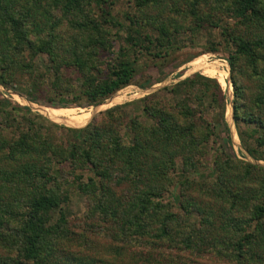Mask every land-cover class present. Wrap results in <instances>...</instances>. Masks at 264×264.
<instances>
[{
	"label": "trees",
	"instance_id": "obj_1",
	"mask_svg": "<svg viewBox=\"0 0 264 264\" xmlns=\"http://www.w3.org/2000/svg\"><path fill=\"white\" fill-rule=\"evenodd\" d=\"M20 1L18 8L8 0L0 6V52L27 48L48 53V60L58 59L50 30L43 44H34L24 32L25 21L34 18L43 21L42 29L51 27L50 8L60 10L86 38L87 53L78 51L74 41L67 45L80 72L69 99L54 91L59 65L42 71L57 94L56 100L46 101L52 107L102 103L132 82L140 55H167L186 19L190 31L204 24L218 28L225 45L231 46L225 61L236 136L251 158L264 160L257 150L264 147V0H124L129 10L120 18L111 12L112 0ZM223 14L232 26L222 22ZM111 29L124 46L112 59L94 64L98 52H112ZM214 45L207 51L214 52ZM5 57L0 55L1 63ZM7 64L0 70L2 86L16 70ZM245 68L254 82L246 98L238 81ZM222 91L216 79L194 73L134 102L136 112L129 113L127 103L115 105L99 120L89 117L75 128L0 98V163H15L10 171L0 166V179L19 181L23 176L34 189L17 217L11 216L16 207L0 201V249L5 252L0 264H191L189 257L202 256L214 264H264V168L231 156ZM25 98L37 102L33 95ZM16 109L22 111L18 117ZM5 127L12 134H3ZM53 128L67 138L55 141ZM210 143L216 146L207 162ZM63 168L92 213H85L86 220L73 223L71 230L69 191H60L57 179ZM50 182L53 187L46 188ZM122 184L130 188L126 196L114 191ZM75 225L81 226L79 234ZM108 226L117 229L110 237L116 243L110 246L111 256L120 261L126 256L124 262L94 260L70 249L73 241L87 244L85 231ZM125 242L134 243L133 251L117 244Z\"/></svg>",
	"mask_w": 264,
	"mask_h": 264
},
{
	"label": "rangeland",
	"instance_id": "obj_2",
	"mask_svg": "<svg viewBox=\"0 0 264 264\" xmlns=\"http://www.w3.org/2000/svg\"><path fill=\"white\" fill-rule=\"evenodd\" d=\"M11 2V7L18 8L20 7V0H8ZM175 0H169V2H174ZM178 1V0H176ZM113 5L111 8L112 14L120 18L122 13L129 10V7L125 3L124 0H112ZM0 6H4V0L0 1ZM48 7V6H47ZM46 7V8H47ZM49 12L52 15V26L49 28H46L45 30L42 29V22L41 20H36V18L25 21V34L26 36L34 43V44H43L45 42V39H47L46 34L47 31L50 30L51 33L48 38L52 40V46L55 47L56 53L55 55H58V59L56 58L55 61L48 60V53L40 50H36V52H33L32 50H27V48L21 50L20 53H10L6 50H1L0 55L5 54L6 57L4 58V62H0V70L4 68L5 65L10 64V66H14L16 68L14 72V76L11 79L6 80L7 86L0 85V98L5 99V103H9V105H18V106H27L29 107V103H33L35 105L45 106V107H51L49 104H46L47 99L52 98V100H56L57 94L51 91L50 89V79L46 80L43 78L44 74L42 71H45V69H48V67H53L54 65L58 66V82L56 89L57 93H61L63 95V98L69 97L74 94V90L78 87L80 83V72L78 71V68L76 69L72 65V53L68 50L69 47L67 45H73L76 42L78 44V51H84L83 53H87L88 49L87 47H84L85 45V35L84 34H78L73 29V27L68 23V17L61 14L60 10L50 8ZM86 13L89 15H92L91 10H86ZM95 13V12H94ZM174 17V16H173ZM50 20V19H49ZM222 22L226 24L228 27L232 26V20L229 19L225 14L222 16ZM185 24L183 29H180L176 37V42L173 45V48L170 50V52L161 57V58H153L151 56L146 55H140L137 65H135L136 74L132 80V82L119 90H117L116 93H114L109 98L105 99L101 104H98L96 106H88V107H68V108H74L76 110L82 109V110H89L93 108H97L94 111V114L89 119L92 120H99L102 117L103 111L106 109L113 107L115 105H121L124 103L129 104L127 106L128 112H136V106L133 104L134 102L138 101L139 99L153 94L159 90H161L164 87H169L176 81L192 75L194 73H200V70H196L192 66V62L194 58L199 57L201 55H204L206 62L205 66H220L221 69H223L226 73V82L229 81V66L226 63L225 59L228 54V49L231 48L230 44H226L223 42L220 30L218 28H214L212 26H208L204 24L201 28H199L197 31H190L188 29L190 25V20L186 19L183 21ZM186 27V28H185ZM111 39H112V52L111 51H101L98 52L96 55L95 60L93 61L94 64L99 63L102 64V62L110 60L114 57V53L116 52L117 48L119 46H124L123 43L118 39H116L117 36H114V33L112 34L115 29H111ZM58 44H62V46H58ZM212 44L216 47V50L214 52L207 51L209 46H212ZM62 48V49H61ZM68 51H67V50ZM55 51V50H54ZM83 56V55H82ZM84 57V56H83ZM95 57V56H94ZM51 61V62H50ZM263 65V64H262ZM262 65L258 66L259 68L262 67ZM239 67L244 68L241 63L238 64ZM18 67L22 69V72L20 73L18 70ZM101 67V66H100ZM264 67V66H263ZM102 68V67H101ZM11 71V70H10ZM26 71V72H25ZM50 71L53 72L50 68ZM264 71V70H263ZM263 71H260L264 73ZM202 75V74H201ZM204 76V75H203ZM43 78L41 80L40 78ZM213 78V77H211ZM249 78L250 76V70L249 68H245L241 75L238 77V81L240 85L242 86V89L244 91L245 98L249 94V89H252L254 86V82H250ZM215 79V78H214ZM158 81V82H156ZM144 83H153L149 85L148 87H141L140 84ZM229 85V84H228ZM225 103H226V121L229 123L230 126V135H231V156L233 159L243 161L245 163H249L252 165H255L257 167L264 168V160H255L251 158L249 155H246L245 151L243 150L238 138L235 141L232 137L231 132V126L233 125L232 119H231V108H230V102L232 100V90L230 88L229 95L227 94L226 90L222 91ZM26 95H33L37 102H30L26 100ZM25 99V100H24ZM65 108V107H61ZM30 109V107H29ZM228 109L230 110L228 112ZM32 113L39 114L44 113L43 116L57 122L64 123L68 125L69 127L75 128L74 125L78 124H84L88 122V118H80L75 120H69L66 119L63 115H52L44 111H35L30 109ZM20 112L18 109L15 110V114L17 113L16 117H18V114L20 115ZM230 113V114H229ZM228 114V115H227ZM40 115V114H39ZM229 118V119H228ZM56 124V123H55ZM58 125H61L58 123ZM63 125V124H62ZM21 128V127H19ZM234 128V127H233ZM54 130V131H53ZM51 131L54 135L55 141H62L67 136H64V134L54 129ZM235 132V128L233 129ZM8 132L12 134L11 130L9 128L5 127L2 130V133ZM236 136V132H235ZM237 137V136H236ZM235 143H234V142ZM216 146V143H210V149L209 153L206 155V160L208 162V158L211 155V150ZM259 154L264 155V147L257 148ZM0 166L5 171L14 170L15 163L9 164V163H0ZM5 166V167H4ZM17 169V168H15ZM211 175H209L208 178H210ZM58 184H59V190L62 191L63 189H66L69 191V200L66 204V211H67V220L70 222L68 223V227L71 230L73 223H81L84 220V214L90 213V208H88V202L85 199L83 195L78 193L73 189V186L70 182L71 176L67 173V169L63 168V171L57 174ZM24 177L22 176V180L17 181L15 177L9 176L8 180L0 179V201L9 202V207H16L13 209V212L11 215L12 217H17L18 214L25 208L26 202L28 197L34 192V189L30 186L29 180L26 182ZM46 188L53 187L52 182L47 183L45 185ZM32 189V190H31ZM130 188L125 186L124 184L118 185L114 187V191L119 193L122 191V194L126 196L128 194V191ZM124 191V192H123ZM166 195V194H165ZM12 200V201H11ZM24 202V204H23ZM23 204V205H22ZM22 205V206H21ZM8 207V206H7ZM10 209V208H9ZM12 209V208H11ZM9 216V217H11ZM75 225V226H76ZM112 226L111 224H109ZM108 226V227H110ZM77 227V228H76ZM73 227V230L78 233L80 231L81 226ZM79 228V229H78ZM105 228V226H104ZM96 229V232H92L91 230L85 231L83 234L86 235L87 244L84 246H81L78 244L79 242L73 241L70 244V249L73 251H77L81 254L90 256L91 258L103 257L104 260L107 258L109 260H112V262L115 263H121L126 260V256L122 261H120L118 258H113L111 256L112 249L110 248L111 244H116L115 242L110 240L112 230L117 231L116 228L110 227L107 230L106 229ZM94 231V230H93ZM83 232V231H82ZM99 233V234H98ZM79 234V233H78ZM109 234V235H108ZM84 241L83 243H85ZM129 243V242H128ZM125 243H117L119 245H122L129 249V251H133L134 248L133 244ZM0 254H5L4 250L0 249ZM207 256L202 257H189V260L191 261V264H214L215 260L212 258H208ZM114 259V260H113ZM216 263L223 264L222 262L217 261Z\"/></svg>",
	"mask_w": 264,
	"mask_h": 264
},
{
	"label": "bare ground",
	"instance_id": "obj_3",
	"mask_svg": "<svg viewBox=\"0 0 264 264\" xmlns=\"http://www.w3.org/2000/svg\"><path fill=\"white\" fill-rule=\"evenodd\" d=\"M204 61H205L204 55L196 57V58H194V60L192 62V66L194 68H196V70H200V73L202 75L207 76V77L215 78L218 81V83L220 84L221 88L223 90H226L227 94L229 95V93H230V85H228V83L225 81L226 80L225 71L223 69H221L220 66H218L219 64H217V66H212V67L205 66L206 62H205V65H204ZM203 72L206 73V74H204ZM28 106L30 107V109L35 110V111H44V112H47V113L52 114V115H63L66 119L75 120V119H80V118H88V117L91 118L92 115L94 114L95 109L99 105L96 108L89 109V110H82V109L81 110L80 109L76 110L74 108H67V107H65V108H57V107L51 108V107L35 105L33 103H29ZM229 111L230 110L228 109V112ZM41 116H43V115H41ZM43 117H45V116H43ZM45 118L47 120H49V121L54 122V123H57V124L59 123V124H63L65 126H68V125H66L64 123L53 121V120H51V119H49L47 117H45ZM228 126H229V123H228ZM229 129H230V126H229ZM233 129H234L233 126H231L232 137L236 141L237 137L235 136V132L233 131ZM230 137H231V135H230Z\"/></svg>",
	"mask_w": 264,
	"mask_h": 264
},
{
	"label": "water",
	"instance_id": "obj_4",
	"mask_svg": "<svg viewBox=\"0 0 264 264\" xmlns=\"http://www.w3.org/2000/svg\"><path fill=\"white\" fill-rule=\"evenodd\" d=\"M183 79V78H182ZM181 80V79H180ZM228 84L230 85V82H228ZM230 88H231V85H230ZM230 104V108H231V103H229ZM29 108V107H28ZM57 108H61V107H57ZM231 119H232V114H231ZM62 125V124H61ZM64 126V125H63ZM228 127V126H227ZM234 127V126H233ZM228 130H229V128H228ZM230 136V135H229ZM230 141H231V138H230ZM232 143V142H231ZM246 153V152H245ZM246 155H248L247 153H246Z\"/></svg>",
	"mask_w": 264,
	"mask_h": 264
}]
</instances>
